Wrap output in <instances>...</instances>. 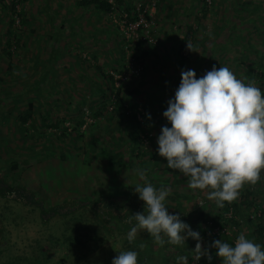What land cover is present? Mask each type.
<instances>
[{
    "label": "rangeland",
    "instance_id": "rangeland-1",
    "mask_svg": "<svg viewBox=\"0 0 264 264\" xmlns=\"http://www.w3.org/2000/svg\"><path fill=\"white\" fill-rule=\"evenodd\" d=\"M78 1H19L17 12L26 15V24L20 28L24 45L15 52L12 49V57L9 58L6 52V33L11 1L0 0V97L25 86L33 87L44 73V66L51 60L54 65L49 68L48 82L38 94L34 92L31 96L36 98L35 107L40 111V105H53V101L60 100L54 108L55 118L64 117L66 122L62 127H67V132L72 135H75L73 122L81 117L86 122L79 131L82 136L73 140L67 137L52 140L53 134L50 133L60 136L61 128H50L45 137L34 136L33 140L18 132L20 125L14 121L27 101L14 104L5 98L0 105V138H5L10 146L0 148V159L3 166L9 165L14 159L24 163L27 161L26 173L23 174L26 185L39 189L40 196L50 201L49 205H65L66 214L68 209L82 201H107V192L111 193L113 189L121 192L117 196L120 202L126 201L132 184L141 183L133 169L145 170L149 154L157 148L156 138L161 126L168 125L163 111L179 86L181 70L193 69L197 77H200L211 70L213 65L226 66L236 78L246 84L254 83L264 93V78L257 74V71L263 73L264 70V0H213L207 12L202 11L201 0H123L137 9L148 7L150 10L143 16L145 27L141 31L129 28L131 22L125 19V7L116 6V0H105L114 5L112 13L100 12L93 5L81 6ZM189 26L195 32L190 42H187L184 37ZM146 35L154 39L155 43L150 44L153 45L151 48L146 47L148 56L143 59L137 53L134 54L130 44H135ZM57 37L58 42L50 47ZM184 42L191 46L190 49ZM9 65L12 66L10 70ZM112 73L117 75V84L123 85L124 92H134L132 98L144 105L151 117L144 127L152 140L148 141L144 136L148 153L139 159L130 156V141L121 134V113L114 116L107 112L96 126L90 127L96 123L92 113L100 101L94 89L101 87L110 91V77H113L114 84L116 82ZM68 103L83 104L80 108L83 113L78 114L81 117L71 120L74 113L66 109ZM37 114L39 112L35 113L36 117ZM75 147L88 151V158L81 156L82 160L89 161L86 167L84 163L75 161ZM116 153H120L121 158L135 166H119L118 163L109 166L111 155ZM61 155L65 156V160L59 158ZM161 166H167V161ZM175 181L172 179L170 184L174 186ZM262 181L264 170L256 183ZM175 190L178 191L179 187ZM26 191L28 202L40 200L37 194L33 197L31 188L27 187ZM194 195L192 193L189 196L192 199L184 202V209L193 210L204 206L211 209L216 205L214 200L207 198V190H195ZM255 197L264 205L263 195ZM65 216L67 219L74 218L72 213ZM225 218V241L234 243L240 233L251 238L254 229L246 223L245 217H231L227 214ZM231 218L234 221H230ZM16 232L21 239V228ZM24 232V237L27 234L32 237L40 231L35 223H30ZM63 232V221L50 230V233L58 237ZM141 236H144V231H140L136 238ZM176 254V249L169 248L162 255L163 263L167 261L171 264L170 257ZM211 256V262L202 257L201 264H222L221 259L215 255V249H212Z\"/></svg>",
    "mask_w": 264,
    "mask_h": 264
},
{
    "label": "trees",
    "instance_id": "trees-1",
    "mask_svg": "<svg viewBox=\"0 0 264 264\" xmlns=\"http://www.w3.org/2000/svg\"><path fill=\"white\" fill-rule=\"evenodd\" d=\"M10 1L9 24L6 33V52L9 58L12 57V53L16 49L23 47V32H21L20 28L26 24L25 13L17 12L18 2L21 0ZM201 2L202 11L207 12L212 7L213 0L209 2L208 0H201ZM78 3L81 6L93 5L100 12L112 13L115 10L114 5L105 0H79ZM115 3L116 6L123 5L125 7L123 12L128 22L135 23L138 21L139 14L143 11V8L138 11L131 3H126L123 0H116ZM140 29L141 27L138 30L141 31L142 29ZM187 29L184 41L190 42L195 29L192 26H189ZM57 42L58 37L52 42L50 47H54ZM150 44L147 40L139 39L135 44H130V48L134 54L137 53L139 55V58L143 57L145 59L148 56V53L145 51L146 47H153ZM53 65L51 60L48 61V65L44 66V73L33 87L25 86L16 92L3 93L4 95L0 97V105L4 103L5 98H9L10 101L15 102L14 104H23L27 101L25 108L15 116L14 121H17L20 125L17 131L22 134L24 133V135L33 140L35 139L34 136L43 135L45 137V134L48 133L47 130L50 128L62 129L60 136L57 133H50L53 134L52 140H61L62 138L65 139V137L73 140L76 137L82 136V133L79 131L86 124L80 116L83 113L80 109L83 106L82 103H68L66 108L71 113H74L71 120L79 116L81 117L78 121L73 122L72 128L75 135L68 133L67 127H62L63 123L66 122L64 117L61 119L55 118L56 109L54 108L57 107L58 101L61 102L60 100L53 101V105H40V111L35 107L36 98L31 96L34 92L38 94L45 87L49 79V68ZM11 67L9 65V70ZM257 74L260 75V78H264V70L263 73L257 71ZM112 79L113 77H110V91L101 87L94 89V93L99 94L100 101L99 106L97 108L94 107L95 110L92 113V118L96 123L90 127L96 126L99 119L104 118L107 112L112 113L114 116L121 113V134L124 137L127 136L130 141V156L139 159L148 153L146 151L147 146L144 143V136L149 139L148 141L152 140L148 136V130L144 127V124L148 122V111L137 99L132 98L134 92H124L123 85L116 87ZM49 97L52 98L53 95ZM43 98L45 97L43 96ZM72 109H74V112ZM36 112H39L37 117L35 116ZM0 139L2 142H0V148H8V145L10 146V143L5 138L2 137ZM74 149L76 150H73V155L77 158L75 161L79 164L84 163L86 167L89 161L82 160L81 156L83 155V157L86 156L88 158V151L79 150L77 147ZM156 149L152 154H149L150 158L145 168L146 179L158 189L164 187L169 190L165 206L169 208L168 211L170 213L180 215L185 223L200 233L202 247L210 245L215 239L226 240L223 236L226 234H223L221 231L225 229L224 224L227 222L225 221V216L227 214L231 217H245L246 223L252 225L254 229L251 238L254 242L264 246V205L255 197L259 195L264 196L263 181L254 184L245 183L240 189L238 198L231 203L226 202L223 208L214 205L211 209L204 206L187 210L183 208L184 202L192 199L189 197L192 196V193L195 196V190L187 187V179L179 171L169 169L167 166L162 168L161 164L166 159L157 155ZM120 156V153L111 155L110 158L112 159H109V166H115L117 163L119 166L124 164L130 165V167L135 166L130 162H126V159ZM59 158L65 160L64 155H61ZM2 162L0 159V264H111L113 257L118 252L127 250L137 251L138 264H168L169 262L167 261L163 263L162 255L169 248L176 249V256L170 257L171 264H175L177 256H190V251L195 247L196 241L191 238L183 246L170 245L167 242L158 245L146 232H144L143 237L136 238L131 243L126 239V233L129 231L131 225L126 223L125 220L136 212H143V201L138 198V194L135 193L134 189L137 183L132 184L129 188V192L127 193L128 199L126 201H119L117 196L119 193L121 194L120 191L115 192V189H113L109 193L106 190L109 195V199H106L107 201H95L92 203L82 201L80 204H75L68 209L69 211L66 214L64 213L67 210H64L65 205H56V203L49 205L50 201L46 197L40 196L39 189L36 190L26 185L23 174L26 173L25 164L27 161L24 163L20 159H14L6 166H3ZM156 172H158V175ZM8 176L9 182L7 181ZM135 176L137 177L136 174ZM172 179L176 180L174 186L170 184ZM140 182L143 183V181ZM27 187L33 190V197L35 194L38 195L39 201L34 199L35 201L28 202ZM177 187H179L178 191L175 190ZM253 189L254 192L252 191ZM57 206H60L62 210H58L59 207ZM68 213L74 214V218L67 219L65 215H68ZM60 221H63L64 232L62 236L58 237L50 233V230ZM230 221H234L233 218ZM30 223H35L40 232L32 237H28V234L24 237V230L29 227ZM132 223H135V221H132ZM20 228L22 231L21 239L18 232H16ZM216 230L217 232L215 233ZM228 243L234 245L231 241ZM212 249L209 248L210 254ZM196 264H201V259Z\"/></svg>",
    "mask_w": 264,
    "mask_h": 264
},
{
    "label": "clouds",
    "instance_id": "clouds-1",
    "mask_svg": "<svg viewBox=\"0 0 264 264\" xmlns=\"http://www.w3.org/2000/svg\"><path fill=\"white\" fill-rule=\"evenodd\" d=\"M180 76L163 111L170 126H161L156 153L166 159L169 169L187 178L189 189L207 190V198L223 208L238 198L245 183H256L264 170V93L254 83L236 78L226 66L213 65L200 77L193 69L181 70ZM133 171L143 181L134 187L143 212L125 220L131 225L126 233L130 243L140 231L158 245L183 246L191 238L196 241L191 264L202 257L211 262L209 248L215 249L222 264H264V246L244 233L237 235L234 245L215 239L202 247L200 233L165 206L169 190L148 182L145 170ZM111 264H138V253L118 252ZM175 264H190L189 256H177Z\"/></svg>",
    "mask_w": 264,
    "mask_h": 264
},
{
    "label": "built area",
    "instance_id": "built-area-1",
    "mask_svg": "<svg viewBox=\"0 0 264 264\" xmlns=\"http://www.w3.org/2000/svg\"><path fill=\"white\" fill-rule=\"evenodd\" d=\"M210 0H208V2H209ZM146 7V6H145ZM143 8V11L139 14V19H138V21H136L135 23H130V25L131 26H129V28L131 29V27L132 28H135L136 30H138L140 27L142 28V27H145V25H144V23H143V16L144 15H146L148 12H150V10L148 9V7H146V8H144V7H142ZM138 11H140L141 10V8H138L137 9ZM142 40H147L149 43H155V41H154V39H152V38H149L148 37V35H146V37H144V38H142ZM113 74V73H112ZM113 76H114V79H115V85H116V87H119L120 85L119 84H117V81H118V79L116 78V76L117 75H114L113 74ZM223 234H227V229L225 228L223 231H221Z\"/></svg>",
    "mask_w": 264,
    "mask_h": 264
}]
</instances>
